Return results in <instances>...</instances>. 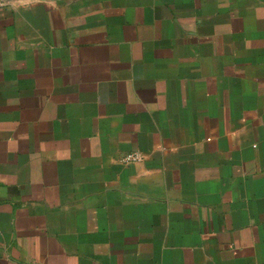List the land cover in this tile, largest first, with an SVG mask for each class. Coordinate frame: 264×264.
<instances>
[{
	"label": "crops",
	"instance_id": "0c3cea01",
	"mask_svg": "<svg viewBox=\"0 0 264 264\" xmlns=\"http://www.w3.org/2000/svg\"><path fill=\"white\" fill-rule=\"evenodd\" d=\"M0 264H264V0H0Z\"/></svg>",
	"mask_w": 264,
	"mask_h": 264
},
{
	"label": "built area",
	"instance_id": "2783aa9c",
	"mask_svg": "<svg viewBox=\"0 0 264 264\" xmlns=\"http://www.w3.org/2000/svg\"><path fill=\"white\" fill-rule=\"evenodd\" d=\"M142 159V156L139 153L131 152L128 153L125 157V161H139Z\"/></svg>",
	"mask_w": 264,
	"mask_h": 264
}]
</instances>
